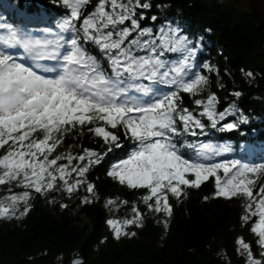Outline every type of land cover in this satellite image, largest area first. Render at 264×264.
Listing matches in <instances>:
<instances>
[{
    "label": "snow or ice",
    "instance_id": "1",
    "mask_svg": "<svg viewBox=\"0 0 264 264\" xmlns=\"http://www.w3.org/2000/svg\"><path fill=\"white\" fill-rule=\"evenodd\" d=\"M62 3L69 11L60 31L52 34L45 29L53 38L0 23V185L24 189L0 200V218L26 216L33 192L45 197L60 192L71 198L83 187L89 195L82 203H94L98 195L96 185L88 180L89 171L113 148L123 147L115 131L122 129L133 150L108 175L131 189L145 190L141 201L147 212L163 214L158 223L169 226L170 198L180 200L188 189H199L212 179L216 197L243 199L241 219L252 221L260 258L243 237L237 240L238 251L246 264H264V186L254 191L255 180L250 178L264 171V163L215 162L216 156L229 149L210 143L188 145L196 152L195 158L181 151L182 137L197 136L208 125L216 128L224 121L222 130L238 127L226 120L235 115L234 105L221 111L215 92L204 95L210 80L192 71L196 43L170 25L160 27L159 36L142 27L144 14L138 10L151 7L143 0H98L87 14L83 9L90 0ZM89 43L107 57L108 67L89 53L84 46ZM166 53H180L181 58L169 61ZM51 61L55 63H45ZM206 67L218 75V69ZM160 85L175 90L164 92ZM181 92L193 97L196 110L183 106ZM86 124L106 151L84 148L75 155L58 153L63 137L77 127L82 131ZM49 202L55 203V198ZM128 203L108 199L105 206L119 211L120 204ZM144 219L145 213L134 205L130 217L109 218L106 223L120 240L135 237L137 233L129 229L142 228Z\"/></svg>",
    "mask_w": 264,
    "mask_h": 264
},
{
    "label": "trees",
    "instance_id": "2",
    "mask_svg": "<svg viewBox=\"0 0 264 264\" xmlns=\"http://www.w3.org/2000/svg\"><path fill=\"white\" fill-rule=\"evenodd\" d=\"M143 2L150 3L151 7L138 10V14H144L142 27L151 28L156 36L162 26L179 28L181 35L197 45L195 72L209 77L204 95L215 92L220 98L221 111L235 106V115L226 120L238 123L236 129L222 130L224 121L216 128L208 125L197 136L182 137L185 145L181 151L186 157L195 158L196 152L188 145L217 139L228 143L236 157L264 161V11L259 3L250 1L243 6L240 0ZM97 3L98 0H90L84 13L93 11ZM68 11L62 0H0V23L49 36L45 29H50L52 34L59 32ZM152 16L157 19L153 21ZM84 46L108 67L107 57L98 46L90 43ZM177 54L166 53L165 59H175ZM206 65L218 69V75L215 71L209 73ZM160 87L164 92L175 90L173 86ZM236 92L241 95L235 96ZM181 96L184 107L196 110L191 95L181 92ZM88 128L86 124L82 131L79 127L69 131L57 152L75 155L84 148L106 151L100 138ZM115 131L121 135L123 147L113 148L102 156L101 163L94 165L88 174V180L96 185L95 202L82 203L83 197L89 195L83 187L71 198L60 192H52L47 197L33 192L32 208L26 216L0 218V264H71L75 258H81L82 264H246L238 251L240 237L252 244L253 252L260 258L252 221L246 223L241 219L243 199L216 197L212 179L199 189H188L180 200L170 198L173 215L169 226L165 228L158 223L163 214L147 212L141 201L145 190L131 189L108 175L111 167L126 159L133 150L122 129ZM261 186H264V172L254 191ZM23 190L19 186L0 185V200ZM206 196L208 200L204 199ZM53 198L56 202L50 203ZM108 199L129 203L120 204L117 211L115 207L105 206ZM61 204L68 207L63 208ZM134 205H139L145 213L143 227L129 229L137 233L135 237L116 240L107 219L130 217Z\"/></svg>",
    "mask_w": 264,
    "mask_h": 264
},
{
    "label": "rangeland",
    "instance_id": "3",
    "mask_svg": "<svg viewBox=\"0 0 264 264\" xmlns=\"http://www.w3.org/2000/svg\"><path fill=\"white\" fill-rule=\"evenodd\" d=\"M240 1H241V4H243V6H246L250 1H255L256 3H259V6L264 11V0H240ZM212 145L217 146L220 149H224V147H221L219 145H216L215 143H212ZM262 173H263V171H261L258 176H252V177H250V178H252V179L255 180V186H256V183H257V180H258L259 176L262 175Z\"/></svg>",
    "mask_w": 264,
    "mask_h": 264
},
{
    "label": "water",
    "instance_id": "4",
    "mask_svg": "<svg viewBox=\"0 0 264 264\" xmlns=\"http://www.w3.org/2000/svg\"><path fill=\"white\" fill-rule=\"evenodd\" d=\"M83 260L81 258H75L71 264H82Z\"/></svg>",
    "mask_w": 264,
    "mask_h": 264
}]
</instances>
